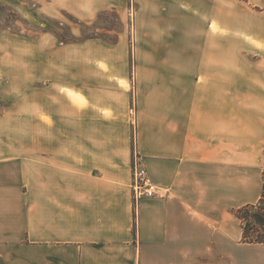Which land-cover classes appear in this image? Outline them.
Segmentation results:
<instances>
[{"label": "crops", "instance_id": "1", "mask_svg": "<svg viewBox=\"0 0 264 264\" xmlns=\"http://www.w3.org/2000/svg\"><path fill=\"white\" fill-rule=\"evenodd\" d=\"M92 1L76 14L113 7ZM138 8L162 14L150 39L187 53L139 55L134 82L129 71L98 69L41 85L29 80L45 72H28L20 98L2 105L0 264H264V244L242 243L235 215L262 194L264 12L238 27L223 22L221 0ZM223 32L261 47L259 57L223 55ZM7 75L1 94H12ZM135 156L160 194L137 211Z\"/></svg>", "mask_w": 264, "mask_h": 264}, {"label": "rangeland", "instance_id": "2", "mask_svg": "<svg viewBox=\"0 0 264 264\" xmlns=\"http://www.w3.org/2000/svg\"><path fill=\"white\" fill-rule=\"evenodd\" d=\"M61 1L70 4L73 13L59 7ZM109 1L113 7L104 12L100 10L94 14H76V10L83 9V3L93 1L0 0V73L8 74L3 82H9L12 89V94L0 93V110L2 105L20 98L23 82L28 81L24 74L28 72H45L29 80L41 85L54 79L60 80L62 85H68L71 80L83 82L86 79L81 78L80 74L76 75L77 72L98 69L129 71L134 82L135 70L137 71L135 59L137 61L139 55L146 57L187 53V48L181 45L166 48L165 45L159 46V41L149 38V26L151 23L155 25L162 14L140 15L139 0ZM221 3L223 22L238 27L245 26V22L237 21L238 18L248 16L251 12L255 15L264 12V0H221ZM261 22V18L253 19V23ZM139 28L146 29L145 39L140 38ZM224 34L223 32V55L247 54L254 60L259 57L261 47H254L253 50L240 42L232 43L224 39ZM107 55L114 57L112 64L94 65L91 62L103 60ZM257 67L255 65V70ZM54 72L58 75H53ZM262 81L260 77H255V82H260L259 85ZM70 93L72 94L68 91L69 96ZM243 252L252 256L263 253L259 250Z\"/></svg>", "mask_w": 264, "mask_h": 264}, {"label": "trees", "instance_id": "3", "mask_svg": "<svg viewBox=\"0 0 264 264\" xmlns=\"http://www.w3.org/2000/svg\"><path fill=\"white\" fill-rule=\"evenodd\" d=\"M262 194L257 203L239 208L235 215L240 220L246 244H264V172Z\"/></svg>", "mask_w": 264, "mask_h": 264}, {"label": "built area", "instance_id": "4", "mask_svg": "<svg viewBox=\"0 0 264 264\" xmlns=\"http://www.w3.org/2000/svg\"><path fill=\"white\" fill-rule=\"evenodd\" d=\"M132 189L136 211L142 201L160 195L157 187L150 180L147 169L141 165L139 156L134 158Z\"/></svg>", "mask_w": 264, "mask_h": 264}]
</instances>
